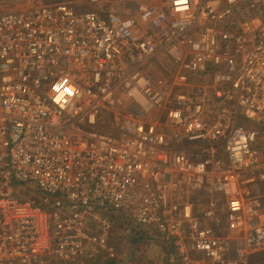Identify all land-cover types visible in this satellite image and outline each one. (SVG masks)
Segmentation results:
<instances>
[{
    "label": "built area",
    "instance_id": "built-area-1",
    "mask_svg": "<svg viewBox=\"0 0 264 264\" xmlns=\"http://www.w3.org/2000/svg\"><path fill=\"white\" fill-rule=\"evenodd\" d=\"M118 219L170 264L264 250V0L0 12V264H97Z\"/></svg>",
    "mask_w": 264,
    "mask_h": 264
},
{
    "label": "rangeland",
    "instance_id": "rangeland-1",
    "mask_svg": "<svg viewBox=\"0 0 264 264\" xmlns=\"http://www.w3.org/2000/svg\"><path fill=\"white\" fill-rule=\"evenodd\" d=\"M62 1L71 2L75 10L81 12L97 11L104 15L112 12L126 15L133 7L147 3L166 4L165 0H151V2L148 0H4L0 1V12L24 10L40 4ZM245 123L244 120L239 122V124ZM28 188L31 189V186H28ZM132 228L136 227L119 219L113 226L112 237L110 238L108 248L112 256L117 257L122 263L114 262L110 264H170L166 258L164 245L158 241L143 236L136 242H131L133 237L136 238L138 236V232L131 230ZM248 257V264H264V250L252 253ZM105 259L104 257L102 260H99L97 264H104Z\"/></svg>",
    "mask_w": 264,
    "mask_h": 264
},
{
    "label": "trees",
    "instance_id": "trees-1",
    "mask_svg": "<svg viewBox=\"0 0 264 264\" xmlns=\"http://www.w3.org/2000/svg\"><path fill=\"white\" fill-rule=\"evenodd\" d=\"M24 194H26L25 192H24ZM127 224H129V223H127ZM131 230H133V231H137L138 232V236L136 237V238H132V240H131V242H136L137 240H139V239H141L144 235L142 234V232H140L137 228H132ZM122 263V261L121 260H119V259H117V257L115 258V257H109V256H107V258L105 259V262H104V264H110V263Z\"/></svg>",
    "mask_w": 264,
    "mask_h": 264
},
{
    "label": "crops",
    "instance_id": "crops-1",
    "mask_svg": "<svg viewBox=\"0 0 264 264\" xmlns=\"http://www.w3.org/2000/svg\"><path fill=\"white\" fill-rule=\"evenodd\" d=\"M147 1V0H146ZM149 2H151V0H148ZM166 1V0H165ZM147 4H150V3H147ZM164 4V3H163ZM163 4H157V3H155V4H153V5H163ZM164 63H168L166 60H164ZM167 69H170V65H167ZM163 73L165 74V75H167L164 71H163ZM192 76V78H194V84H198L199 83V77H197V76H194V75H191Z\"/></svg>",
    "mask_w": 264,
    "mask_h": 264
}]
</instances>
